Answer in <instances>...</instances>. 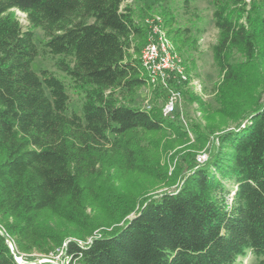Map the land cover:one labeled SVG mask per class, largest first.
I'll return each mask as SVG.
<instances>
[{
    "label": "trees",
    "instance_id": "obj_1",
    "mask_svg": "<svg viewBox=\"0 0 264 264\" xmlns=\"http://www.w3.org/2000/svg\"><path fill=\"white\" fill-rule=\"evenodd\" d=\"M132 1L0 0V264L59 251L66 264H264V0H211L220 81L192 132L207 158L190 145L170 175L159 136L189 137L154 103L133 104L149 28ZM161 17L179 55L196 45ZM37 29L79 111L63 80L32 70ZM161 184L180 185L154 198Z\"/></svg>",
    "mask_w": 264,
    "mask_h": 264
},
{
    "label": "rangeland",
    "instance_id": "obj_2",
    "mask_svg": "<svg viewBox=\"0 0 264 264\" xmlns=\"http://www.w3.org/2000/svg\"><path fill=\"white\" fill-rule=\"evenodd\" d=\"M184 1L185 0H133L129 3L136 12L138 19L144 22H146V20H155L156 18L162 20L161 14L163 10H170L175 17V26L190 28L191 36L196 40V45L194 47L188 46L184 50V53L180 54L188 81L177 86L181 93L182 102L178 109L179 113L176 114L175 117L182 114L189 141L180 143L175 138V135L169 131L159 136L160 162L161 164L167 163L169 175L172 173L179 155L188 151L190 145L195 146V149L190 151L195 154L193 159L196 160L198 164L206 160L207 153L205 148L198 149L196 147L197 145L192 132L194 129L193 127L200 126L204 128L206 126L207 122L200 108V103L208 104L212 108L216 107L214 93L215 87L220 81V73L213 62L211 50V47L216 43L217 39V30L214 27L211 16V0H192L188 8H185ZM262 12L264 13V7L262 8ZM16 16L21 25L26 28L27 21L25 15L16 11ZM34 40L39 50V56L32 63V70L38 73L40 70L45 69L63 80L67 86V92L70 97V107L75 111H79L80 97L70 88V82L65 75L55 67V58L43 52V36L39 29L34 31ZM169 41L172 44L170 38ZM191 58L193 62L190 63ZM234 59L239 60L240 57L235 55ZM164 92L165 90L163 88H149L145 90V88L142 87L137 91L136 99L133 104L142 109L144 101L149 100L152 104L154 103L161 108ZM260 96L261 100H264V88ZM164 147H167V149H164ZM202 156L205 157L202 159ZM198 159H201L202 162H199ZM179 185L175 184L167 187L161 184V186L152 189L151 194L156 198L157 195H161L164 192L174 191ZM226 189L229 190L226 199L230 202L234 188L230 186ZM132 217L133 215L129 216V218ZM251 259V255L248 254L245 258L239 259L236 264H254ZM17 260L19 263H22L20 258H17ZM66 260L67 259L63 258V252L59 251L49 259L44 258L36 261H50L49 263L51 264H66Z\"/></svg>",
    "mask_w": 264,
    "mask_h": 264
},
{
    "label": "built area",
    "instance_id": "obj_3",
    "mask_svg": "<svg viewBox=\"0 0 264 264\" xmlns=\"http://www.w3.org/2000/svg\"><path fill=\"white\" fill-rule=\"evenodd\" d=\"M145 23L148 25L149 35L140 49V64L146 81L143 88L145 90L163 88L165 92L161 113L165 118H173L179 113L178 109L182 102L181 93L177 86L188 81L182 65L183 60L169 41L160 18L146 20ZM152 105L149 100H146L142 109L149 111ZM177 118L185 126L182 114H179ZM198 161L202 162L201 159ZM17 262L19 261L17 260Z\"/></svg>",
    "mask_w": 264,
    "mask_h": 264
},
{
    "label": "water",
    "instance_id": "obj_4",
    "mask_svg": "<svg viewBox=\"0 0 264 264\" xmlns=\"http://www.w3.org/2000/svg\"><path fill=\"white\" fill-rule=\"evenodd\" d=\"M9 246H10V248L12 249V246H11V244H9ZM15 260H16V262H17V258L15 257ZM35 262H40V261H35ZM41 262H50V261H41ZM18 264H20L19 262H17Z\"/></svg>",
    "mask_w": 264,
    "mask_h": 264
}]
</instances>
